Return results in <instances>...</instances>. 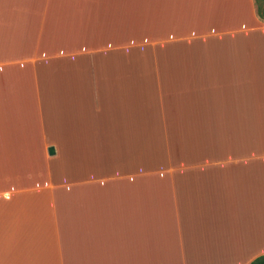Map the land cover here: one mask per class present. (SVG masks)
<instances>
[{
  "label": "crops",
  "instance_id": "0c3cea01",
  "mask_svg": "<svg viewBox=\"0 0 264 264\" xmlns=\"http://www.w3.org/2000/svg\"><path fill=\"white\" fill-rule=\"evenodd\" d=\"M263 255L255 0H0V264Z\"/></svg>",
  "mask_w": 264,
  "mask_h": 264
},
{
  "label": "trees",
  "instance_id": "16d2710c",
  "mask_svg": "<svg viewBox=\"0 0 264 264\" xmlns=\"http://www.w3.org/2000/svg\"><path fill=\"white\" fill-rule=\"evenodd\" d=\"M255 5L258 18L264 21V0H255ZM250 264H264V255L257 257Z\"/></svg>",
  "mask_w": 264,
  "mask_h": 264
},
{
  "label": "water",
  "instance_id": "95a60500",
  "mask_svg": "<svg viewBox=\"0 0 264 264\" xmlns=\"http://www.w3.org/2000/svg\"><path fill=\"white\" fill-rule=\"evenodd\" d=\"M48 152H49V155H53L54 154V149L53 148H49Z\"/></svg>",
  "mask_w": 264,
  "mask_h": 264
}]
</instances>
